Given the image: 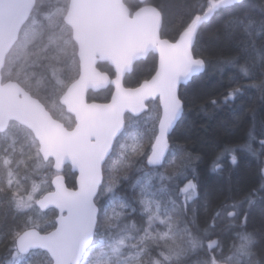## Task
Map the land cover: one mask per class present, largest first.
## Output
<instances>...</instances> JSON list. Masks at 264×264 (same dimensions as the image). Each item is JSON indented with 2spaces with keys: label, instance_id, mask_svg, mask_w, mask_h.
<instances>
[{
  "label": "snow or ice",
  "instance_id": "6c2138e0",
  "mask_svg": "<svg viewBox=\"0 0 264 264\" xmlns=\"http://www.w3.org/2000/svg\"><path fill=\"white\" fill-rule=\"evenodd\" d=\"M255 7L245 9L243 0H0V264H264V230L244 226L264 190V166L260 189L220 201L206 192L201 200L199 157L171 143L183 110L178 85L205 70L199 38L225 12L240 9L223 31L248 54L243 64L227 62L251 82L234 81L224 104L248 88L264 94V47L256 44L264 3L259 20ZM170 14L178 26L171 39L162 36ZM150 52L158 66L125 86ZM106 85L114 86L111 99L89 102V90ZM246 135L216 152L213 170L226 155L235 165L237 150L264 155V122L257 130L253 119ZM66 165L77 173L71 189ZM49 212L55 220L46 222Z\"/></svg>",
  "mask_w": 264,
  "mask_h": 264
},
{
  "label": "trees",
  "instance_id": "16d2710c",
  "mask_svg": "<svg viewBox=\"0 0 264 264\" xmlns=\"http://www.w3.org/2000/svg\"><path fill=\"white\" fill-rule=\"evenodd\" d=\"M130 2L137 3L135 0ZM184 2L185 0H148L147 3L154 6L161 3L173 5ZM261 3H264V0H243L245 9L257 6L253 10L257 20L260 18L258 6ZM172 11L176 9L173 8ZM239 14L240 9L225 12L201 33L197 44V55L201 50H205V58L209 63L204 73L193 79L186 89L185 116L173 133L175 142L182 145L186 152L199 157L195 161V174L198 197L201 200L206 192L216 201L226 197L235 198L254 189H260L262 183L260 168L264 166V155L254 156L237 150L235 165L231 163V157L226 155L220 161L222 165L220 169L213 170L212 167L216 152L225 145H238L248 139L246 132L253 119L257 130L264 122V94L257 89L248 88L227 105L224 104V95L234 86V81L245 84L251 82L241 76L238 65L227 62L235 57L238 59V64H243L248 58V54L241 50L236 39L226 38L223 31L224 22ZM169 20L171 21L169 26L162 33L166 38H172L178 30L171 14ZM256 44L258 48L264 47V36L257 37ZM256 78H259L258 69ZM212 98L217 99L221 106L214 108L207 103ZM235 117L240 119L235 120ZM254 147H259L258 140L254 143ZM160 171L164 169L161 168ZM245 227L249 231L264 230V190L257 191L255 203L248 211ZM230 235L228 231L222 234L225 244L228 243ZM4 254L5 249L0 245V256Z\"/></svg>",
  "mask_w": 264,
  "mask_h": 264
},
{
  "label": "flooded vegetation",
  "instance_id": "af4514ba",
  "mask_svg": "<svg viewBox=\"0 0 264 264\" xmlns=\"http://www.w3.org/2000/svg\"><path fill=\"white\" fill-rule=\"evenodd\" d=\"M146 4H148V3H146ZM164 38H166V37H164ZM169 39H171V38H169ZM156 66H158V56L156 54H154L153 52H150L148 54V56H146L144 59L140 60V62L136 66L134 73H132L130 75L129 74L125 75L123 83L125 84V86H135L138 82L142 81L145 77L149 76V74L153 72V69ZM100 67L105 72H108L111 75V78H113V79L115 78L114 77V69L111 68L110 65H103L102 64V65H100ZM197 77H193L185 85L179 86L178 95L183 100V110L181 112L180 119L178 120V122L174 128V131L171 133L172 145L178 144L177 142H175L173 140V133L175 132L176 128L178 127V125L181 123L183 117L185 116V93H186V89L192 83L193 79H195ZM112 91H114L113 86L112 85H106L104 88L99 89L97 91L89 90V92L87 94V98H88L89 102L104 103V102H107L111 99V92ZM64 122L67 123L68 122L67 119H65ZM63 175H64V179H65V185L70 189L75 187L77 173L75 171H73V169L71 168L70 165L65 166ZM122 183H124V182L122 181ZM124 187L127 188L126 183H124ZM198 196H199V191H198ZM48 217H49V219L47 221H54L55 220V216L53 215L52 212L48 213L46 218H48ZM241 224L243 225V217H241Z\"/></svg>",
  "mask_w": 264,
  "mask_h": 264
},
{
  "label": "water",
  "instance_id": "95a60500",
  "mask_svg": "<svg viewBox=\"0 0 264 264\" xmlns=\"http://www.w3.org/2000/svg\"><path fill=\"white\" fill-rule=\"evenodd\" d=\"M135 1H137L138 3H141V0H135ZM148 2V0H143V3H147ZM154 54H156L157 56H158V53H155V52H153ZM145 58V57H144ZM144 58H142V59H144ZM205 71V70H204ZM204 71L202 72V73H200V74H197V75H195L194 77H197V76H199V75H201V74H203L204 73ZM189 82V81H188ZM186 83H184V82H181L179 85H178V90H179V86L180 85H185ZM105 87V86H104ZM104 87H101V88H99V89H102V88H104ZM113 88H114V86H113ZM99 89H96V90H94V91H97V90H99ZM74 171V170H73Z\"/></svg>",
  "mask_w": 264,
  "mask_h": 264
},
{
  "label": "rangeland",
  "instance_id": "374dc122",
  "mask_svg": "<svg viewBox=\"0 0 264 264\" xmlns=\"http://www.w3.org/2000/svg\"><path fill=\"white\" fill-rule=\"evenodd\" d=\"M48 219H49V217L48 218H45V221L47 222ZM34 259L37 260V261H39L41 258L40 257H34Z\"/></svg>",
  "mask_w": 264,
  "mask_h": 264
}]
</instances>
